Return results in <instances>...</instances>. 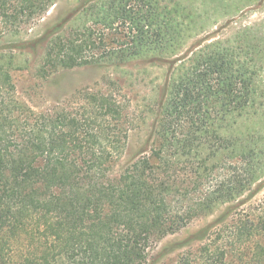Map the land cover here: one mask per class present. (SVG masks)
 <instances>
[{
	"label": "trees",
	"instance_id": "obj_1",
	"mask_svg": "<svg viewBox=\"0 0 264 264\" xmlns=\"http://www.w3.org/2000/svg\"><path fill=\"white\" fill-rule=\"evenodd\" d=\"M59 1L0 0V37ZM161 1L82 0L41 38L17 45L55 34L43 76L139 56L169 63L158 142L115 175L130 124L113 92L80 89L71 109L36 112L18 96L11 62L0 63V264H142L153 242L259 180L264 139L240 130L239 119L264 109V54L216 40L173 56L182 43L171 24L177 9ZM120 27L126 34L114 36ZM262 188L264 179L253 192ZM244 202L201 229L197 255L178 264H264V200L238 209Z\"/></svg>",
	"mask_w": 264,
	"mask_h": 264
},
{
	"label": "rangeland",
	"instance_id": "obj_2",
	"mask_svg": "<svg viewBox=\"0 0 264 264\" xmlns=\"http://www.w3.org/2000/svg\"><path fill=\"white\" fill-rule=\"evenodd\" d=\"M82 0H60L49 10L32 21L28 27L18 32L5 33L0 37V63H10V72L21 100L36 112L49 111L58 107L75 106L76 92L111 91L121 102L125 117L130 124L125 151L115 162L111 172L115 175L125 165L140 154L149 155L151 148L158 142L156 112L163 88L171 73L169 63L152 62L148 56L125 59L118 64L83 65L71 69H61L40 75L39 67L45 47L55 34L48 33L35 47H17L20 42L41 38L61 17L72 10ZM172 14L171 24L178 29L182 42L173 56L185 51H199L212 41L221 40L244 47V52L264 54V0H162ZM70 23L65 24L68 28ZM64 25V26H65ZM126 34L120 27L114 36ZM122 38V37H121ZM110 40V36L106 37ZM115 41V40H114ZM190 54V53H188ZM264 57V55H263ZM259 87L264 89V71ZM250 120L239 119L240 130H256L264 139V109ZM242 121V122H241ZM241 122V123H240ZM257 167L258 181L264 179V155ZM217 170L214 176L222 173ZM239 195L236 199L221 203L205 216L193 219L187 226L175 233L153 242L142 264H178L184 254L193 258L202 243L197 233L210 223L224 217L238 201L247 200L238 209L264 200V188ZM232 209V208H231ZM218 226V225H217Z\"/></svg>",
	"mask_w": 264,
	"mask_h": 264
}]
</instances>
